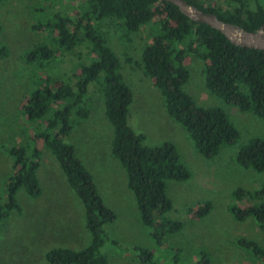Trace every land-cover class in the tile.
I'll list each match as a JSON object with an SVG mask.
<instances>
[{
	"label": "rangeland",
	"instance_id": "obj_1",
	"mask_svg": "<svg viewBox=\"0 0 264 264\" xmlns=\"http://www.w3.org/2000/svg\"><path fill=\"white\" fill-rule=\"evenodd\" d=\"M198 1L204 5H231L230 0ZM77 4L70 0H0V44L6 47V55L0 57V203L5 201L6 180L12 172L13 158L8 148L36 146L41 151L36 169L40 194L30 197L22 188L17 190L20 212L8 211L0 224V264H49L44 254L50 248L78 250L90 239L80 200L67 185L50 150L34 138L43 129V121L27 120L20 111L39 77L48 74L55 85L69 82L78 66L91 57L85 42L63 55H54L47 67L46 63L42 67L39 62L27 64L22 57L25 50L47 43L52 35L50 31L34 29L35 22L43 24L57 11L72 15ZM99 28L116 54L118 71L132 93L130 126L144 134L148 145L172 142L190 174L183 181H166L171 208L164 217L174 227L143 224L132 192L126 187L124 169L110 155L112 127L104 115L100 93L95 86L89 87L88 115H72L64 141L72 144L91 173L103 204L114 213V218L102 226L100 251L107 264H196L202 252L211 264H264L263 259H257L237 242L253 239L264 248V231L258 230L252 217L237 220L229 210L231 206L248 204L233 195L236 188L254 190L264 183V171L241 167L235 161L240 145L252 137L264 138V121L210 94L203 84L202 61L189 54L185 59L189 77L183 90L199 106L222 108L238 132L234 144L221 146L211 158L202 157L187 132L165 114L158 89L138 67L141 46L149 43L147 24L126 35L113 19L100 21ZM205 201L210 203L209 212L193 216ZM133 246L147 249L151 258L140 262Z\"/></svg>",
	"mask_w": 264,
	"mask_h": 264
},
{
	"label": "trees",
	"instance_id": "obj_2",
	"mask_svg": "<svg viewBox=\"0 0 264 264\" xmlns=\"http://www.w3.org/2000/svg\"><path fill=\"white\" fill-rule=\"evenodd\" d=\"M77 2L74 14L55 12L34 29L50 31L47 43L36 44L23 52L27 64L46 63L54 55H63L77 45L86 43L91 57L78 66L73 80L54 84L48 74L38 78L20 105L27 120H42L43 129L34 135L50 150L67 185L80 200L84 224L89 232L88 244L78 250L53 247L44 254L49 264H107L100 251L103 243L102 226L114 218L96 190L92 175L75 154L72 144L64 141L70 130L71 117L88 115L87 92L90 86L99 91L104 115L112 127L110 155L124 169L126 187L132 192L141 222L159 228L171 225L164 214L171 208L165 189L166 181H183L189 171L181 162L174 144L162 141L148 145L141 132H135L128 122L132 101L129 86L118 71L119 61L107 45L99 22L113 19L124 35L136 33L147 24L148 44L140 50L138 67L158 89L165 114L188 134L196 152L204 158L217 154L221 146L236 142L238 132L226 112L216 106H199L183 90L189 77L185 59L189 54L202 61L205 89L227 105L241 112H250L264 121V50L232 43L222 32L205 23L190 19L174 4L164 0H70ZM199 10L215 15L219 20L252 32L264 23V0H230L231 5L208 4L185 0ZM48 6V5H47ZM6 47L0 44V57ZM12 172L6 180L5 201L0 203V224L8 211L20 212L16 192L22 188L30 197L40 194L36 177L41 151L10 146ZM235 161L244 168L264 171V138L252 137L240 145ZM233 195L248 204L229 208L237 220L252 217L258 230L264 231V183L260 188H236ZM205 201L193 216L201 217L210 210ZM178 225L179 223H175ZM238 245L257 259L264 260V248L253 239H238ZM140 262L151 258L147 249L133 246ZM196 264H211L202 252ZM153 264V263H152Z\"/></svg>",
	"mask_w": 264,
	"mask_h": 264
},
{
	"label": "water",
	"instance_id": "obj_3",
	"mask_svg": "<svg viewBox=\"0 0 264 264\" xmlns=\"http://www.w3.org/2000/svg\"><path fill=\"white\" fill-rule=\"evenodd\" d=\"M174 4L190 19L207 24L222 32L232 43L264 50V23L252 32L219 20L215 15L203 12L185 0H164Z\"/></svg>",
	"mask_w": 264,
	"mask_h": 264
}]
</instances>
